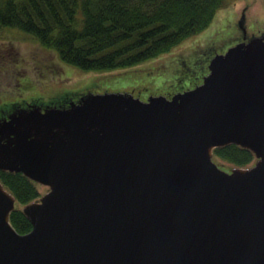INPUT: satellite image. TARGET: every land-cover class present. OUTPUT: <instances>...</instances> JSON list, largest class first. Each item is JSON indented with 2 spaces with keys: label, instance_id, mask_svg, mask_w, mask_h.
<instances>
[{
  "label": "water",
  "instance_id": "water-1",
  "mask_svg": "<svg viewBox=\"0 0 264 264\" xmlns=\"http://www.w3.org/2000/svg\"><path fill=\"white\" fill-rule=\"evenodd\" d=\"M0 113V168L48 185L17 232L0 181V264H264V37L169 96L86 91ZM229 142L254 161L218 166Z\"/></svg>",
  "mask_w": 264,
  "mask_h": 264
},
{
  "label": "trees",
  "instance_id": "trees-1",
  "mask_svg": "<svg viewBox=\"0 0 264 264\" xmlns=\"http://www.w3.org/2000/svg\"><path fill=\"white\" fill-rule=\"evenodd\" d=\"M228 0H0V25L15 26L58 57L84 70L125 67L157 55L198 32ZM65 93L52 104H66ZM2 105L0 110H9ZM212 154L235 165H248L252 151L234 142L212 148ZM0 181L17 203L38 196L30 178L0 168ZM8 219L17 232L30 228L20 208Z\"/></svg>",
  "mask_w": 264,
  "mask_h": 264
},
{
  "label": "rangeland",
  "instance_id": "rangeland-1",
  "mask_svg": "<svg viewBox=\"0 0 264 264\" xmlns=\"http://www.w3.org/2000/svg\"><path fill=\"white\" fill-rule=\"evenodd\" d=\"M262 31L264 0H228L204 28L155 56L125 67L84 70L61 60L53 49L21 29L0 25V106L15 101L47 102L85 91H128L142 99L149 94L169 96L199 82L215 52L224 51L243 33L245 39ZM211 157L223 169L235 166L214 154ZM33 182L38 196L48 189L44 183ZM14 206L22 204L14 202Z\"/></svg>",
  "mask_w": 264,
  "mask_h": 264
},
{
  "label": "flooded vegetation",
  "instance_id": "flooded-vegetation-1",
  "mask_svg": "<svg viewBox=\"0 0 264 264\" xmlns=\"http://www.w3.org/2000/svg\"><path fill=\"white\" fill-rule=\"evenodd\" d=\"M255 35H258V36H262V37H264V31H262V32L259 33V34H251L249 37H252V36H255ZM241 37H242V38L239 39V40H242V39H243V37H244V33L242 34ZM249 37L245 38L244 40L248 39ZM30 102H32V101H30ZM51 102H52V100H49V101H47V102H36V103L43 104V103H51ZM17 103L23 104V103H26V101H15V102H13V103H11V104H9V105H16ZM0 114H1V113H0Z\"/></svg>",
  "mask_w": 264,
  "mask_h": 264
}]
</instances>
